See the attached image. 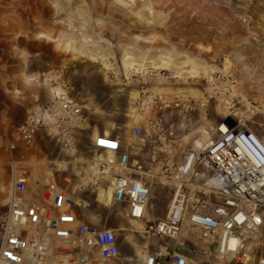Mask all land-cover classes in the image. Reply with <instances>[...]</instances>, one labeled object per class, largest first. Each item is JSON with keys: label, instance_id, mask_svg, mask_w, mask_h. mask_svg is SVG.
<instances>
[{"label": "rangeland", "instance_id": "obj_1", "mask_svg": "<svg viewBox=\"0 0 264 264\" xmlns=\"http://www.w3.org/2000/svg\"><path fill=\"white\" fill-rule=\"evenodd\" d=\"M0 14V25L51 43L49 72L66 77L81 102L82 82L100 76L106 95L121 92L123 115L144 114L147 143L133 158L152 185L155 220L173 193L163 165L212 140L222 120L264 139V0H0ZM135 70L142 73L132 76ZM98 101L104 112L92 123L111 134L112 99ZM151 121L160 122L161 137ZM77 196L82 218L115 228L120 241L115 260L92 264H140L132 245L142 238L133 233L139 225L125 217L124 205L104 203L99 190ZM6 202L0 198V218ZM178 244L192 264H221L195 232Z\"/></svg>", "mask_w": 264, "mask_h": 264}, {"label": "built area", "instance_id": "obj_2", "mask_svg": "<svg viewBox=\"0 0 264 264\" xmlns=\"http://www.w3.org/2000/svg\"><path fill=\"white\" fill-rule=\"evenodd\" d=\"M55 73L45 75L50 95L32 96L13 126L25 147L37 143L39 132L50 135L56 155L37 177L25 167L22 152L9 162L10 199L1 221L0 264H42L52 255L54 241L59 259L53 264H88L90 254L102 262L115 260L120 254L116 229L90 224L77 210L78 192L105 187L112 189L109 201L124 205L125 217L142 224L133 230L142 237L134 246L140 264H192L178 244L189 232L208 243L221 264H264L263 138L224 119L208 143L177 162L167 161L162 178L173 193L166 214L155 220L149 215L152 185L139 174L132 155L146 146L142 126H135L128 148L105 132L85 145L89 111L69 80ZM140 73L135 70L132 76ZM151 124L161 137L160 122ZM18 142L9 144L12 152H18Z\"/></svg>", "mask_w": 264, "mask_h": 264}, {"label": "crops", "instance_id": "obj_3", "mask_svg": "<svg viewBox=\"0 0 264 264\" xmlns=\"http://www.w3.org/2000/svg\"><path fill=\"white\" fill-rule=\"evenodd\" d=\"M52 50L51 43H47L40 35L37 37L34 34L27 33L23 28L17 27L15 24L4 26L1 23L0 106L2 114L0 116V198L2 200L8 199V202H6L5 211L0 218V231L1 221L7 211L10 199L11 168L9 162L11 159L22 152L26 159L25 167L37 177L38 173L46 171V168H42V166L56 155V147L50 135H47L45 132H39L37 143L32 147H25L23 143L18 142V137L13 129L14 123L24 116L32 96L45 97V95L49 96L51 93V86L47 83L45 75L50 71V54L53 53ZM103 79L105 78L100 76L91 77L82 82L80 86V92L85 99L83 104L89 111L88 123L84 131L87 140L85 145L93 143L95 138L100 134L107 133L106 128L92 122L99 116H102L104 112L102 103L98 100L112 99L111 111L113 118H116V125H114L111 134L119 138L125 145V148H128L135 126L141 125V121H145L146 119L143 118L144 114L139 113L133 115L125 112V115H123L122 111L124 112L128 108H126V104L118 101L121 92L115 91L112 94L106 95L107 92L102 87V83L105 82ZM117 122L121 125L117 126ZM118 127L119 130H116ZM14 141L19 143L18 152H12L9 149V144ZM151 196L149 205L153 201ZM149 215L152 217L150 209ZM84 220L88 223L91 221L88 219ZM135 223L139 225L138 228L142 227V224L139 222ZM56 243L54 241L49 250V253L52 255L48 256L42 264H53L55 260L59 259L53 248ZM135 244L136 240L134 239L133 248ZM78 254L79 252L74 253L72 257L76 259ZM97 258L99 257L96 254H90L88 264H92Z\"/></svg>", "mask_w": 264, "mask_h": 264}, {"label": "bare ground", "instance_id": "obj_4", "mask_svg": "<svg viewBox=\"0 0 264 264\" xmlns=\"http://www.w3.org/2000/svg\"><path fill=\"white\" fill-rule=\"evenodd\" d=\"M112 189L110 187H105L100 190V200L109 203ZM102 197V198H101Z\"/></svg>", "mask_w": 264, "mask_h": 264}]
</instances>
